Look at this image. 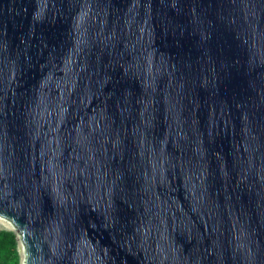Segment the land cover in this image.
<instances>
[{
	"label": "water",
	"instance_id": "water-1",
	"mask_svg": "<svg viewBox=\"0 0 264 264\" xmlns=\"http://www.w3.org/2000/svg\"><path fill=\"white\" fill-rule=\"evenodd\" d=\"M0 217L24 264H264V0H0Z\"/></svg>",
	"mask_w": 264,
	"mask_h": 264
},
{
	"label": "trees",
	"instance_id": "trees-1",
	"mask_svg": "<svg viewBox=\"0 0 264 264\" xmlns=\"http://www.w3.org/2000/svg\"><path fill=\"white\" fill-rule=\"evenodd\" d=\"M0 264H20L19 238L12 229H0Z\"/></svg>",
	"mask_w": 264,
	"mask_h": 264
},
{
	"label": "rangeland",
	"instance_id": "rangeland-1",
	"mask_svg": "<svg viewBox=\"0 0 264 264\" xmlns=\"http://www.w3.org/2000/svg\"><path fill=\"white\" fill-rule=\"evenodd\" d=\"M12 229L14 230L17 234V230L13 227L12 223L9 222L8 220L0 217V229ZM18 238H19V250H20V264H24V251L22 249V246H21V240H20V237L18 235Z\"/></svg>",
	"mask_w": 264,
	"mask_h": 264
}]
</instances>
